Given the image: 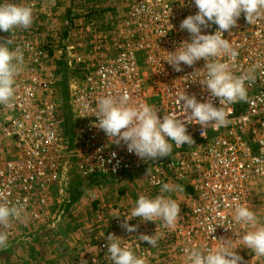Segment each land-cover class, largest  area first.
<instances>
[{
  "label": "built area",
  "instance_id": "1",
  "mask_svg": "<svg viewBox=\"0 0 264 264\" xmlns=\"http://www.w3.org/2000/svg\"><path fill=\"white\" fill-rule=\"evenodd\" d=\"M127 8V16L117 19L110 37L97 36L92 58L74 60L68 49L67 67L47 76L46 53L39 49L34 63L16 75L14 97L0 104V204L21 211L2 227L19 240L30 228L38 233L44 225L53 226L46 208L48 193L74 171L83 177L81 189L90 182L101 186L112 180L141 181L145 195L151 197L168 183L180 186L182 190L173 194L186 195L183 199L190 202L180 205L175 225L163 229L157 253L151 255L144 241L122 226L130 215L109 201L99 215L109 220L111 227L105 231L128 232L129 240L121 246L145 264H186V249L221 245L234 249L242 257L240 264H264V257L243 249L241 237L249 226L234 220L236 205H248L251 182L264 183V9L250 21L241 13L236 25L223 34L231 51L209 59L227 64L234 76L246 77V100L223 106L228 113L223 126L202 129L185 120L193 144L177 147L170 141L169 156L143 161L123 141L109 140L95 126L101 98H119L126 92L130 103H147L161 118L169 113L187 118L179 100L184 92L198 101L220 104L199 82L205 79V60L182 65L180 72L164 61L167 52L190 39L180 25L198 11L194 0H131ZM217 30L215 24L202 29L205 34ZM105 41L111 49H106ZM55 95H60L61 106ZM72 192L60 202L74 201ZM128 223L135 225V217ZM210 225H215L213 233ZM106 247L100 244V250ZM90 262H96L95 257Z\"/></svg>",
  "mask_w": 264,
  "mask_h": 264
},
{
  "label": "clouds",
  "instance_id": "2",
  "mask_svg": "<svg viewBox=\"0 0 264 264\" xmlns=\"http://www.w3.org/2000/svg\"><path fill=\"white\" fill-rule=\"evenodd\" d=\"M194 3L198 11L187 16L180 25L181 30L190 34V39L181 41L175 51L167 52L164 61L180 72L182 65L192 66L201 59L205 60V79L199 82L211 97L219 98L220 107L214 106L211 99L201 102L195 95L189 96L186 92L179 96L187 114L186 119L177 117L175 113L163 115L161 118L158 111L147 103H130L126 92L119 98L111 95L103 97L97 105L94 116L98 118V123L95 126L102 130L109 140L115 143L123 141L127 150L143 161L169 156L173 143L177 147L193 144L194 140L187 133L185 120L199 124L202 129L208 125L223 126L228 117L223 106L247 98L246 77L234 76L227 64L209 62V59L231 51L230 42L224 38V32L236 25L241 13L245 14L247 21L258 16L264 9V0H194ZM32 22L30 7L0 3V32H10L17 27L27 29ZM210 24L217 25L218 30L205 34L202 29L210 27ZM232 54L235 55V52ZM22 62L23 55L19 50H10L7 43H0V104H8L14 97L15 77L19 71L18 65ZM176 190L182 188L168 183H164L160 188L161 193ZM20 211L17 207L0 204V226H7L10 219L20 215ZM179 213L180 206L175 200L163 195L155 198L142 195L135 201L130 218H126L122 226L128 232H133L136 226L128 223L132 218L139 217L143 221L154 222V218L159 217L171 227L175 225ZM234 220L252 229L241 237L243 246L257 257H264V226L258 227V218L254 211L246 204H238L235 207ZM208 231L213 233L215 225H210ZM117 238L112 234L107 237V252L114 264H145L132 250L121 246ZM140 239L153 247L156 246L154 235L141 234ZM7 243V234L0 232V248L7 247ZM241 260L242 257L234 249L224 245L186 249V264H240Z\"/></svg>",
  "mask_w": 264,
  "mask_h": 264
},
{
  "label": "rangeland",
  "instance_id": "3",
  "mask_svg": "<svg viewBox=\"0 0 264 264\" xmlns=\"http://www.w3.org/2000/svg\"><path fill=\"white\" fill-rule=\"evenodd\" d=\"M0 3H14L32 9L33 22L30 27L27 29L17 27L10 32H0V43H7L10 50H19L23 55V62L18 65V72H24L30 63H34L35 53L41 49L46 53V73L49 76L56 70L63 71V68L67 67L68 49L72 48L74 60L78 56L92 58L93 44L97 36L105 39L104 37L108 38L112 35L117 19L127 16L129 9L127 7L131 0H0ZM105 45L106 49H111L110 42L105 41ZM71 71L73 75L76 74L73 69ZM55 99L61 106L60 95H55ZM81 176L80 172L74 171L68 181H60L52 187L51 193H48L51 199L46 203V208L49 219L53 220V226L44 225L38 228V233H33L30 228L28 232L18 237L19 240L15 239L18 235L12 238L11 234L0 227V232L8 236L7 247L0 248V264H46L47 259H52L51 261H55L56 264H65L63 262L67 260L69 264H81L80 260L87 264H104L105 260L111 258L107 252L109 234H118L117 239L120 243L129 240L128 232L105 231V227H111L109 220L103 228L102 223L96 224L97 220L92 218L100 217L106 201L115 205L118 210L124 209L131 215L135 201L142 195L146 196L141 181L112 180L101 186L90 182L81 189L80 184L83 179ZM72 189V194H69L74 201L70 203L66 201L62 204L60 198ZM173 193L171 192L172 196L170 193L159 195H166L167 198L175 200L179 206L186 203V199H183L186 195L177 197ZM159 195L151 193L149 198ZM248 197L249 207L258 218V227L264 226V183L253 180ZM127 199L132 204L123 202ZM189 202L187 198L186 204ZM90 225L92 226L89 230ZM135 225L136 231H133L132 236L140 239L141 234L154 235L156 246L153 247L146 241L144 245L151 249V255L157 253V243L167 224L159 217L154 218V222L135 217ZM249 230L252 229L249 227ZM77 231L79 234H75ZM49 242L57 244L56 247L60 250H48L46 243ZM102 243L107 246L104 250H100ZM69 244L71 248H68V251L62 250ZM243 249L251 252L246 246ZM93 257L96 259L94 263L90 262ZM58 260L62 263H57ZM108 261L112 262L110 259Z\"/></svg>",
  "mask_w": 264,
  "mask_h": 264
},
{
  "label": "crops",
  "instance_id": "4",
  "mask_svg": "<svg viewBox=\"0 0 264 264\" xmlns=\"http://www.w3.org/2000/svg\"><path fill=\"white\" fill-rule=\"evenodd\" d=\"M126 187H128V186H126ZM125 196H128V195H125ZM123 202H127L126 204H132L131 203V201H128V199L127 200H125V201H123ZM248 205H249V202H248ZM95 212V211H94ZM94 216V215H93ZM92 219H94V220H97V223L96 224H98V223H102L103 224V228H104V226L107 224V220L106 219H104L103 218V221H101L102 219H100L98 216H94ZM93 221V220H92ZM91 224V223H90ZM91 226L92 225H90L88 228H89V230H90V228H91ZM88 232H90V231H88ZM74 232H72V234H73ZM75 234H79V231H77ZM115 236H117L118 237V234H115V233H113ZM73 238V237H72ZM47 244V248H48V250H51V249H57V247H56V245L57 244H53V243H51V242H49V243H46ZM68 248H71V245L69 244V245H65L63 248H62V250H65V251H68ZM57 250H60V249H57ZM65 258V257H64ZM111 261H112V259L111 258H109ZM108 259V260H109ZM52 259H50V260H46V264H56V262L55 261H51ZM108 260H105V263L104 264H114V262L112 261V262H109ZM57 263H62V261L61 260H58L57 261ZM63 263H65V264H69V261L67 260L66 262L64 261ZM45 264V263H44Z\"/></svg>",
  "mask_w": 264,
  "mask_h": 264
}]
</instances>
